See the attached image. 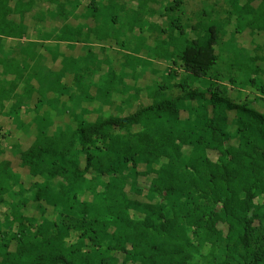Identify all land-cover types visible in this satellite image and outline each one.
Wrapping results in <instances>:
<instances>
[{
  "label": "trees",
  "instance_id": "obj_1",
  "mask_svg": "<svg viewBox=\"0 0 264 264\" xmlns=\"http://www.w3.org/2000/svg\"><path fill=\"white\" fill-rule=\"evenodd\" d=\"M255 1L229 0V15L250 26L252 39H262L264 0L253 6ZM35 5L36 0H0V112L12 119L28 105L34 113L58 105L67 89L61 77L51 81L31 68L44 51L42 42L25 41L27 21L37 18L44 29L47 19L63 22L45 40L65 41L82 32L68 23L73 13L64 4L38 14ZM181 5L173 0L166 11L175 14ZM87 10L72 16L91 19L97 11L93 0ZM180 19L152 29L169 40L166 48L157 45L158 55H176L181 62L186 75L173 86L181 95L167 96L169 82L147 94L149 105L126 115L138 99L129 95L121 102L124 110L106 115L114 89L119 97L128 95L109 81L94 95L68 96L76 104L98 98L94 121L82 111L75 127L50 131L49 113L42 112L38 125L27 128L35 138L20 152V163L43 219L34 225L21 211L24 202L14 206L1 237L0 264H264V68L245 55L240 64L233 53L230 67L242 79L229 77V83L255 88L258 96L232 102L225 86L215 87L219 73L209 75L223 46L222 26L209 22L196 31ZM88 32L102 34L91 27ZM49 53L58 60L57 51ZM178 76L167 74L169 81ZM199 78H209L206 93L188 84ZM7 166L0 165V194L8 183ZM48 212L53 220L45 219Z\"/></svg>",
  "mask_w": 264,
  "mask_h": 264
},
{
  "label": "rangeland",
  "instance_id": "obj_2",
  "mask_svg": "<svg viewBox=\"0 0 264 264\" xmlns=\"http://www.w3.org/2000/svg\"><path fill=\"white\" fill-rule=\"evenodd\" d=\"M92 0H58L50 3L49 0H36L34 7L35 14L40 11L55 10L58 4H64L66 10L74 14L87 13V6ZM96 6V12L91 19H75V16H69L71 27L79 29L82 32L75 35L74 38L65 41H58L51 36L49 40L43 38L45 33L56 32V28L63 25L60 20L56 23L47 19V27L44 29L39 24L37 18L27 21L28 36L25 41L37 40L43 43L44 57L30 63L31 68L35 71L45 74L51 81L61 77L63 84L67 89L63 90L61 102L52 104L49 109H41L40 113L32 109L33 106H26L19 113V117L12 119L9 114L0 112V136L5 134L0 142V165L7 163V172L9 173L8 183L5 185L4 192L0 194V243L2 235L7 230V222L12 219V209L21 201L26 205L21 208L22 213L30 219L33 224L42 221L39 207L32 203L31 198L35 192L32 182L28 177L26 168L20 163V152L28 149L34 141L35 133L27 128L35 127L41 120V113H49L48 124H51L50 131L56 127L63 130L75 127V118H80L83 111L84 119L94 121L99 115V105L101 102L98 98L91 102H82L79 104L72 103L68 100L71 93L80 92L94 95L98 90L110 86L109 81L113 82L114 87L122 90L126 88L128 95H116L114 89L107 114H116V107L124 108L121 102L128 100L129 95L137 94V101L134 103V109L130 112L125 108V114L132 113L138 105L146 106L151 102L147 96L153 92L157 86L171 82V89L167 91V96L181 95V91L173 87L176 81L181 80L186 74L181 67L178 57L159 56L155 51L158 44L168 47L169 40L165 35L160 36L152 27L157 25L162 29L169 26L171 19L180 16V24L185 27L189 24L191 28L200 30L209 22H218L222 26L225 35L222 40L223 48L218 51L219 56L216 65L212 67L209 75L219 73L216 78L215 87L225 86L227 96L234 103H242L247 97L251 100L258 96L255 88H246L242 85H233L229 83V77L241 80L242 75L230 67L233 62V53L239 55L237 59L240 64L245 63L246 59L251 58L264 68V38L252 39L250 36V26H244V23L238 21L236 15H229L232 10V4L229 0H181L182 5L177 13L166 11L167 6L173 0H93ZM71 2V7L69 5ZM259 0L252 5L257 6ZM77 6V9L75 8ZM80 15V17H82ZM79 28H78V27ZM92 30L99 29L100 35L93 32L89 33L88 28ZM189 28V27H188ZM44 32H42L43 30ZM237 32L231 35V32ZM57 33V32H56ZM29 39V40H28ZM12 42V41H11ZM9 42V44H12ZM182 44V38H180ZM57 51L58 60H52L49 52ZM246 56V59L242 58ZM255 62V63H256ZM176 71L178 77L169 81L167 74ZM48 74V75H47ZM263 75L259 79L263 80ZM189 86L196 90L197 94L206 93L209 88V78H199L197 81L188 82ZM67 95V96H66ZM238 96V97H237ZM134 100H136L133 97ZM192 104V103H191ZM199 104V103H198ZM193 105H197L194 101ZM124 110V109H123ZM8 111V107L4 109ZM38 115V116H37ZM183 116H185L183 114ZM34 118L37 120L35 121ZM232 118V114L230 115ZM21 125L16 129V125ZM7 134V135H6ZM31 184V185H30ZM3 188V184L1 185ZM45 219L53 220L51 213L44 215ZM74 237H72V240ZM13 248L12 245L9 250ZM1 249V248H0ZM2 250V249H1Z\"/></svg>",
  "mask_w": 264,
  "mask_h": 264
}]
</instances>
